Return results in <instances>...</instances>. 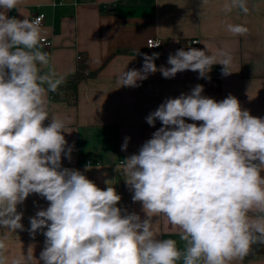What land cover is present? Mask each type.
<instances>
[{
    "label": "clouds",
    "instance_id": "1",
    "mask_svg": "<svg viewBox=\"0 0 264 264\" xmlns=\"http://www.w3.org/2000/svg\"><path fill=\"white\" fill-rule=\"evenodd\" d=\"M20 2L0 0V229L5 230L0 264H39L31 246L26 255H7L8 234L23 230L17 205L32 193L50 202L30 219L33 237L47 228L43 264H230L254 244H264V118L242 110L232 95L217 102L196 85L146 118L149 125L158 119L163 126L122 164L132 199L142 202L147 214L143 220L135 213L122 215L113 186L102 190L79 170H61L62 153L71 158L62 134L66 122L55 116L48 126L44 121L50 118L47 94L64 78L41 50L43 15L23 20L6 15ZM234 8L249 11L247 0L223 6L226 13ZM227 31L243 36L249 30L228 24ZM158 56L145 54L141 70L118 77L119 87H136L155 73ZM167 62L171 67L159 69L165 78L184 70L206 78L215 64L223 66L222 75L232 73L226 50L208 55L179 49ZM160 215L179 229L183 250L174 239L157 238L152 218Z\"/></svg>",
    "mask_w": 264,
    "mask_h": 264
},
{
    "label": "crops",
    "instance_id": "2",
    "mask_svg": "<svg viewBox=\"0 0 264 264\" xmlns=\"http://www.w3.org/2000/svg\"><path fill=\"white\" fill-rule=\"evenodd\" d=\"M52 1L21 0L6 15L23 20L29 15L45 14L41 38L49 39L53 46L48 48L40 41L41 50L49 54L50 67L63 76L64 82L76 73L79 57L87 56L92 75L79 84L77 104L54 98V92H49L50 118L44 126L51 123L53 116L65 120L66 132L62 134L67 141L65 152L70 148L71 158L62 153L61 170H79L102 190L113 186L121 196L117 207L122 215L135 213L141 220L147 218L142 202L132 199L134 191L125 182L120 162L138 154L163 126L158 119L154 126L149 125L146 118L166 99L190 94L196 85H202L203 96L219 102L232 95L242 110L264 118V0H247V14L239 8L226 13L223 6L227 0H66L56 7ZM228 24H243L249 31L243 36L233 35L227 31ZM150 38L161 40L162 45L149 50ZM192 39H199L196 49L208 55L228 51L232 73L222 75L223 66L215 64L206 78L191 70L163 77L159 69L171 67L167 62L169 55L191 48L188 42ZM153 53L159 54L154 60L158 70L137 81L136 87H119L118 77L124 71L141 70L144 55ZM184 119L197 126L203 123ZM126 138L127 147L122 150ZM89 161L93 164L86 170ZM49 205L37 193L17 205L23 230L8 234L7 255H26L31 246L34 257L43 264L40 253L45 247L43 233L47 228L38 230L33 237L30 219ZM249 215L255 217L259 213ZM152 222L158 239H174L183 250L178 228L163 215L154 216ZM4 232L0 229V237ZM230 264H264V254L237 258Z\"/></svg>",
    "mask_w": 264,
    "mask_h": 264
},
{
    "label": "trees",
    "instance_id": "3",
    "mask_svg": "<svg viewBox=\"0 0 264 264\" xmlns=\"http://www.w3.org/2000/svg\"><path fill=\"white\" fill-rule=\"evenodd\" d=\"M90 75L92 74L89 70L87 56H80L77 63L76 73L68 81L64 82L56 92L53 93L54 98H61L70 104H77L79 84L83 80L87 79ZM261 254H264V244H254L245 258L250 259Z\"/></svg>",
    "mask_w": 264,
    "mask_h": 264
},
{
    "label": "built area",
    "instance_id": "4",
    "mask_svg": "<svg viewBox=\"0 0 264 264\" xmlns=\"http://www.w3.org/2000/svg\"><path fill=\"white\" fill-rule=\"evenodd\" d=\"M65 1H66V0H53V1H52V6H53V7H56V6L63 5ZM40 15H43V21H42V23H41V26H42L43 23H44V21H45V18H46V16H45L44 13H37V14H34V15L26 16V17L29 18V19H35L37 16H40ZM40 41H41L42 44H44V45H45L46 47H48V48H50V47L53 46V45H52V41H50V40L47 39V38H41ZM149 41H151V43H152L153 45H154V44H159V47L162 45V41H161V40L156 39V38H150V39H148V41H147V46H148V44H149ZM197 41L200 43L199 39H192V40H190V41L188 42V46L191 47V48H196V47L199 45V43H194V42H197ZM159 47H149V46H148V49H149V50H155V49H157V48H159ZM87 164H88V165H92L93 163H92L91 161H89ZM120 164H123V162L121 161Z\"/></svg>",
    "mask_w": 264,
    "mask_h": 264
}]
</instances>
